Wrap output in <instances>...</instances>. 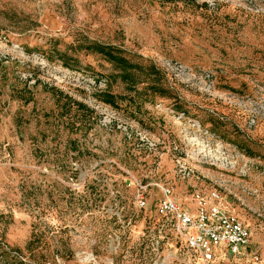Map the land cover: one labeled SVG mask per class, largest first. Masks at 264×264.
Masks as SVG:
<instances>
[{
    "label": "rangeland",
    "instance_id": "374dc122",
    "mask_svg": "<svg viewBox=\"0 0 264 264\" xmlns=\"http://www.w3.org/2000/svg\"><path fill=\"white\" fill-rule=\"evenodd\" d=\"M164 189L248 246L204 261ZM0 264H264V0H0Z\"/></svg>",
    "mask_w": 264,
    "mask_h": 264
},
{
    "label": "built area",
    "instance_id": "2783aa9c",
    "mask_svg": "<svg viewBox=\"0 0 264 264\" xmlns=\"http://www.w3.org/2000/svg\"><path fill=\"white\" fill-rule=\"evenodd\" d=\"M158 208L171 217L176 232L189 248L199 252L204 261L212 258L217 247L225 248L231 255H238L248 246V228L217 205L198 208L193 213L182 208L170 196V190L164 189Z\"/></svg>",
    "mask_w": 264,
    "mask_h": 264
},
{
    "label": "trees",
    "instance_id": "16d2710c",
    "mask_svg": "<svg viewBox=\"0 0 264 264\" xmlns=\"http://www.w3.org/2000/svg\"><path fill=\"white\" fill-rule=\"evenodd\" d=\"M87 49H90L91 51L97 52L102 54L106 60L113 62L115 64H118L119 66L122 67L124 71H126V68L124 66L127 65V60H125L123 57L119 56L117 54V50L115 47L111 45H104V44H99V43H93L91 45L87 46ZM126 77L128 76L127 72H124ZM102 101L105 103L114 105L115 104V96L108 93V92H103L102 93Z\"/></svg>",
    "mask_w": 264,
    "mask_h": 264
}]
</instances>
